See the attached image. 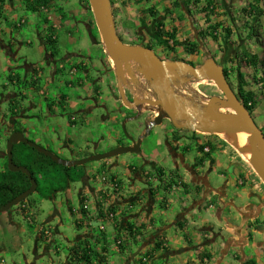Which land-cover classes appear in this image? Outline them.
Listing matches in <instances>:
<instances>
[{
  "label": "rangeland",
  "instance_id": "rangeland-1",
  "mask_svg": "<svg viewBox=\"0 0 264 264\" xmlns=\"http://www.w3.org/2000/svg\"><path fill=\"white\" fill-rule=\"evenodd\" d=\"M160 4H157L156 0H152L151 4L160 5L159 9L151 6L150 3L145 1L135 0H111L112 10L115 17V22L118 33L128 34L130 37L124 38L130 43L137 42L145 37L146 42L155 48L157 53L164 58L169 57L182 58L190 62L204 61L207 55L216 58L217 61L224 60L226 67L231 71L234 82H238L236 70L239 69L245 76L246 90L251 91L256 95L258 102L253 118L257 126H259L264 132V92L261 85L254 82V79H258L260 75L264 73V67L260 64L264 62V4L262 2L254 4L255 0H216L217 9L213 15H210L206 8L207 0H202L199 5L192 4L190 0H160ZM262 1V0H261ZM264 1V0H263ZM82 0H59L58 7H61V12L66 17L59 19V9L56 10L55 20L61 28L57 31L58 45L57 54L55 56L56 61L66 66L65 74H58L56 83L61 82V87H50L51 92H61L68 97L71 103H76L75 109H66L58 107L54 115H49L47 109L35 111L30 117L22 118L16 122L15 129H20L26 134L27 139L37 144L38 146L45 148L58 157L66 160H82L94 155L104 154L110 152L118 147L116 143V134L118 131L124 136V129H126L125 122H119L112 124L111 122H104L103 115L106 112L99 110L94 103L91 108L88 104H83L86 97L94 98V87L103 92V99L96 98L101 106L107 107L109 110L116 106V101L110 95L106 88V78L98 74L99 70H103L105 67L104 59L107 54H103L104 48L100 43L101 36L98 32L96 24L88 27V19L83 18L82 12ZM255 6L263 11L257 16H252L248 13L250 7ZM151 6V7H149ZM12 7L7 2L5 4V11L0 16V30H12L15 38H21L24 43L20 47L22 57L28 60V63L35 65L36 67L42 66L45 60V50L41 48L40 41L38 39V33L35 31V22L38 20L41 25L44 23L46 17L43 13H32L30 11H15V15L11 13ZM153 8L158 14L156 18L150 15L148 10ZM246 11V12H244ZM260 11V10H259ZM53 13V11H52ZM93 14V13H91ZM253 18V19H252ZM91 21H93L90 15ZM155 19L162 21L165 26V31L176 33L175 42L182 43L184 46H175L173 41H170L169 46H163L156 39V26ZM208 19V20H207ZM26 21V24L23 22ZM210 21V22H209ZM15 23H18L19 27H15ZM95 21H93L94 23ZM216 24H222L223 28H229L232 30V36L230 40H225V32L219 29L218 41L215 42L211 37H206L212 33V28ZM23 25V26H20ZM253 27L256 38L251 39L254 36L249 37V29L247 27ZM21 27V28H20ZM90 28V29H89ZM249 32V33H248ZM90 34V35H89ZM138 35L141 38H137ZM97 41V42H96ZM95 42V43H94ZM31 45H30V44ZM103 47V48H102ZM19 51V46L16 48ZM106 53V52H105ZM73 54L82 57H72L74 63L78 61L84 62V64L93 63V66H88V74L83 70L77 73L76 76L69 75L70 66H68L67 55ZM237 58H236V57ZM252 56L258 57L257 68L248 66L246 58ZM235 57V58H234ZM2 60V69L6 67L5 57L0 54ZM21 61V60H20ZM80 69H82L81 66ZM7 68V67H6ZM98 78H103L104 83H99ZM92 83L90 84V82ZM97 81V82H96ZM66 82V83H65ZM7 74L0 73V88L3 85H8ZM211 85L210 81H203L200 84L194 85L198 89L206 91ZM10 90H14L16 93H20L19 86H10ZM27 88V87H26ZM26 90L23 85L21 91ZM209 91V90H208ZM206 91V92H208ZM27 97L34 99V101L43 102V96L35 91L27 90ZM26 97V99H27ZM3 106V105H2ZM4 110L8 109V105L3 106ZM82 110H89L90 112H84ZM131 115V114H130ZM76 117L74 126L70 123L72 117ZM88 119L85 121V117ZM86 122V123H85ZM162 125L156 126L153 129V135L159 140H163ZM127 130V129H126ZM221 144H226L220 136L214 135ZM122 137V136H121ZM212 137L210 134L206 136ZM70 139L71 145L65 148L63 143L65 139ZM125 141L123 143L127 144ZM0 148L6 153L7 138L2 134L0 130ZM226 151L230 150L236 160H240L243 164L247 165L252 171V166L249 164L241 153H239L232 146H225ZM231 147V148H230ZM226 158V159H225ZM113 161H119V165L114 167H103L99 170L101 162H90L85 165L87 175L92 179L91 185L101 184L105 187V191L112 193L109 185L102 182V178L106 177L110 179L112 175H117L123 180L124 185L127 187L125 193L131 191L130 175L127 169V164H131L135 159V154H126L116 158H111ZM121 160H124L123 163ZM219 164L226 168L229 160L227 156L220 157L218 159ZM6 165V159H0V166ZM224 171V169H221ZM222 172V171H221ZM255 173V172H254ZM107 174V175H106ZM256 175V174H255ZM257 176V175H256ZM223 180L224 177H223ZM258 183L262 181L257 177ZM256 182V183H257ZM263 184V183H262ZM137 188L146 189L147 185L144 182L137 181ZM264 185V184H263ZM96 186V185H95ZM81 183H74L65 192H58L52 199H44L40 194L34 193L23 206H15L6 213L0 215V264H27V260H31L35 264H48L54 261L56 264L64 263L66 260L67 248L70 244L69 241L75 239L76 236L82 235L84 230L78 228L75 221L77 216L73 210L80 209L82 203L80 199V191L82 189ZM262 187V186H260ZM253 192L262 191L264 187L259 188L254 183L250 186ZM233 192V191H232ZM180 197V194L177 195ZM91 200V198H90ZM174 209L171 210L172 215L180 208L177 198L175 199ZM109 202V201H108ZM94 200L91 201V206L94 204ZM25 207V211H23ZM100 208V204L98 206ZM92 209L89 207V210ZM94 209V207H93ZM101 210V209H100ZM82 211V210H81ZM72 213V214H71ZM211 222L218 227V220L211 219ZM160 224V221H157ZM103 222L98 220H92L91 228L95 234L101 232ZM57 230H59L57 232ZM112 228L108 227V231ZM50 232V236L47 238L51 244L50 255L44 254L45 241H38L37 237L40 232ZM43 234H40L42 236ZM255 240V252L259 253L264 245V234L260 236L256 234ZM45 237V236H43ZM130 240V238H129ZM128 240V242H129ZM131 241H133L131 239ZM141 244L131 242L132 253L135 254L141 247ZM260 244V246L258 245ZM38 246L37 248H35ZM58 249L59 253H56ZM37 259H36V256ZM41 256V257H39ZM201 260L204 255H201ZM207 258V257H206ZM259 258V255L258 257ZM257 258L252 260L257 261ZM206 259L202 260L205 262ZM231 264H239L234 258H227ZM154 264H167L163 259L153 260ZM77 264V262H73ZM228 263V262H227ZM126 264V263H122ZM133 264V263H131Z\"/></svg>",
  "mask_w": 264,
  "mask_h": 264
},
{
  "label": "crops",
  "instance_id": "crops-1",
  "mask_svg": "<svg viewBox=\"0 0 264 264\" xmlns=\"http://www.w3.org/2000/svg\"><path fill=\"white\" fill-rule=\"evenodd\" d=\"M57 1L59 2V0H54L49 9L42 8L38 11V13L45 14L46 17L44 18L43 25L37 20L34 26L35 31L38 33L40 46L45 50V60L42 66L36 67L28 63L26 58L20 56V47H22L24 43L21 41V38L14 37L12 30H0V54L4 55L6 58L5 62L7 67L2 69V60L0 59V73H6L9 82L7 86L3 85L0 88V130H2V134L6 138L12 133L16 127V121L19 120L20 117H30L31 114L40 109H47L49 115L53 116L58 107L63 110L68 108L73 110L77 107V104L71 103L65 94L59 91H49L54 86L61 87V82L56 83L55 81L59 73L63 75L66 72V66L56 61L55 57H52L51 51H48L46 48V39L49 35L48 29L50 28L53 30L58 45L57 31L61 28V25H58L56 20L62 21L66 17V15L60 11L61 7H58ZM156 1L157 4L161 2L160 0ZM7 2L12 7V14L17 10L29 11L24 0H4L3 3L0 2V15L5 11L4 8ZM81 3V15L83 18L88 19L87 26L90 27L96 24L95 22L93 23L95 19L93 14H91L92 11L87 7L86 0H82ZM148 3L151 4L152 0H149ZM157 4H151V6L153 5V7H155ZM159 7L160 5L155 8L160 10ZM58 9L60 14L59 19H56V10ZM90 15L93 21H91ZM23 23L26 24V21ZM14 24V28L19 27L18 23L14 22ZM100 42L102 45V41ZM18 46L19 51L16 50ZM55 51L57 52V49ZM102 52L106 54L104 48ZM72 57L83 58L84 56L81 54H79V56L73 54L67 55L66 62L68 66H70L68 72L70 76H76L79 70L86 72L88 66L94 65L92 62L84 64L82 61L74 63L71 60ZM103 61L108 64L111 60L107 56ZM78 66H81L82 69ZM98 74L102 75V70H99ZM98 80L99 83L105 82L103 78ZM111 84L113 83L111 82L110 85ZM23 85L26 90L21 91ZM10 86H19L20 93L10 90L8 88ZM28 89L30 92L35 91V93L43 96L44 101L37 103L34 101V97L29 99L27 97ZM126 90L137 95V97L139 96V93L132 86ZM93 93L95 96L93 103L88 101L83 102V104L92 106L95 103L96 106L94 105V107H100L102 111L104 110L106 112L105 116L103 115L104 122H111L112 124L125 122L126 129L129 131L134 124L130 114H132V112L136 113V109H129V113L126 114H114L112 110L117 107V103L114 108L109 110L104 105L101 106L98 104L99 102L97 100L103 99V92H101L98 86L94 87ZM6 104L8 105V109L4 110L3 106ZM87 119L88 118L85 117V121ZM70 124L74 126L72 123ZM142 131L141 129L138 135H141ZM115 136L116 143L120 145L119 131ZM71 142L70 139L66 138L63 143L64 147H70ZM126 142L129 144L128 140ZM146 143L147 144L143 147L142 154L135 155V159L132 160V163L126 166L130 175L129 187L131 188L129 189H132L131 191L129 190V192L125 193L127 187L124 185L123 180L117 175L112 176L121 182L122 190L120 196L116 198L113 197V195L110 196L108 191H105V187L102 183L100 185L97 183L95 184L96 186L91 185L92 179L89 175L80 182L83 186L79 195L81 202L83 203L85 201L84 203L88 204L92 209L85 214L81 211V207L77 210V213H71L73 216L79 215L75 223L79 225V229L82 228L84 230V233L76 236L74 240L69 241L70 244L67 248L66 260L64 263L60 264H74L72 260L75 259L76 251H78L80 255H82V252H88L90 255L95 254L96 258H93L92 264H154L153 260L157 259H163L167 264H231L229 261H226L227 258H234L239 264H264V246L261 248L260 244H258L260 246V251L259 253L255 252V235L259 234L262 236L264 234V192L260 191L262 193L258 195L250 189V186H253L254 183L258 185L261 190H263L262 188L264 186H262L261 183H256L257 178L250 175L251 173L249 171H251V169L247 166L249 171L246 172L243 166L234 167L228 177L223 176L226 183L224 182V186L221 188V192L224 194L222 202L230 201V204H227V206H224L221 210L215 212V209H213V211L206 216L200 214L187 215L183 211H175L174 215H172V209H160L162 196H159V193L152 199L150 194H148V186L146 189L137 188V181L145 183L143 175L150 173L151 176H154L153 174H156L154 166H151L150 163L155 158L159 157L161 153H165L162 140L153 137ZM0 148L2 147L0 146ZM3 152L4 151L0 149V159H4ZM224 152L222 157L227 156L225 150ZM121 161L125 163L124 160ZM117 165H119V161L107 159L101 161L99 170H103L101 168L106 166L114 167ZM187 166H189V163H187ZM220 166L222 169L228 168V165L226 168L222 167L221 164ZM3 170L4 166H0V173L3 172ZM179 175L181 177L180 179L185 183L187 179L186 175L183 174L182 171L179 172ZM207 180L209 182L213 179L210 177ZM205 182L208 183L207 181ZM145 184L147 185V183ZM177 186L178 185L173 186V189L166 194V199L171 205L175 203L176 198L179 204L186 202V192L183 187ZM215 189H219L218 186H215ZM178 194H180V197H177ZM103 197H105L107 202L109 201V208L116 213L113 221H108L103 213ZM92 199L95 203L91 206ZM99 204L100 208H98ZM228 205L230 207H236L237 214H230L229 211L231 210H226ZM71 210L73 209H70V212H72ZM212 218L220 221L217 223L221 225L216 227V224L211 222ZM95 219L104 223V230H101L98 234H95L91 228V222ZM158 220L160 224L157 223ZM108 227H111L112 230L108 231ZM133 227H141L135 240L130 238L127 232L128 229H132ZM58 231L59 230H57V232ZM40 234L42 233L40 232ZM40 234L37 237V242L39 240L45 241L43 255H50L51 244L47 237H43V235L40 236ZM131 239L133 241H131ZM117 241H122L123 249L117 247ZM131 242L136 244L142 243L135 254H131L133 252L132 246H130ZM261 245L264 244L261 243ZM37 247L38 246L35 248ZM56 253H59L58 249H56ZM201 255L207 257L205 258V262L201 260ZM258 255L259 258H257ZM253 258H257L258 260L254 261L252 260ZM27 261V264H35L31 260ZM48 264L56 263L52 261Z\"/></svg>",
  "mask_w": 264,
  "mask_h": 264
},
{
  "label": "water",
  "instance_id": "water-1",
  "mask_svg": "<svg viewBox=\"0 0 264 264\" xmlns=\"http://www.w3.org/2000/svg\"><path fill=\"white\" fill-rule=\"evenodd\" d=\"M88 1L102 45L111 60L123 104L128 109L137 111L145 105L150 111L157 113L158 117L146 125V132L141 136L138 133L143 124L138 117L133 118L134 124L131 129L129 131L124 129V136L132 145H120L110 152L82 160L62 159L27 139L22 132L12 133L5 153L8 169L12 173L25 175L31 186L26 192L2 206L0 215L27 200L36 193L38 186L27 168L14 163V146L25 144L63 167H81L90 162H101L126 154H141L143 140L149 136L153 127L161 125L165 119L171 121L177 129H188L205 135H228L243 130L257 147V153H253L248 162L264 184V132L257 126L251 113L232 90L224 74L223 66L212 58H206L198 68L181 61H162L150 48L126 44L118 35L111 0ZM139 78L145 80L146 87L156 95L155 100L138 97H134L133 102L127 100L125 89L130 86L140 88ZM192 79L197 82H213L224 98L212 97L205 103V107L201 108L191 98L179 92ZM207 214L209 212L203 216Z\"/></svg>",
  "mask_w": 264,
  "mask_h": 264
},
{
  "label": "flooded vegetation",
  "instance_id": "flooded-vegetation-1",
  "mask_svg": "<svg viewBox=\"0 0 264 264\" xmlns=\"http://www.w3.org/2000/svg\"><path fill=\"white\" fill-rule=\"evenodd\" d=\"M118 35L126 44L140 45L146 48H150L156 53V55L162 61H174V62L181 61V62L189 63L193 65L195 68H198L204 63L206 58H212L216 60V58L211 57V55H207L204 61L202 60L200 62H195V63L187 61L186 59H182V58L169 57V55H167V57L164 58L163 56H160L157 53L155 48H153V46L150 45L149 42H146L145 37H142V39L137 42L130 43L127 40L125 42L124 39L130 37L128 34L124 35L123 33H118ZM137 38H141V37L138 35ZM217 63L223 66L224 74L227 78V81L229 82L237 98L244 104V100H243L244 98L242 96V93L240 92V82L238 81V77L236 79L238 82H234L233 75L231 71L227 69L225 61L223 59L217 61ZM85 73L88 74V70H86ZM102 76L107 79L106 80L107 90L117 103V107L114 110H112V112L117 115H121V113L124 114L129 113V109L123 104L119 96L118 85L116 82L111 61H109L108 64L105 63V67L102 70ZM139 81L141 87L134 88L139 93L138 98L155 100L156 95L152 91H150L149 88L146 87L145 80L139 78ZM111 82L113 84L110 85ZM91 83L92 81L90 82V84ZM200 83L201 82H197L196 80L192 79L189 83H187L184 86V88L180 89L179 92L183 94V96L187 98H191L192 101L195 102L197 105H200L201 108H204L206 105L205 103L212 97L224 98L221 91L217 88V86L213 82H211V85L209 86L210 87L208 89L209 91L206 90L208 92L204 91V89L200 90L198 89V87L194 86ZM125 92H126L127 100L129 102H133L134 97H137V95L132 94L130 91H127L126 89ZM88 101H91L93 103L94 98L90 96L86 97L84 99V102H88ZM90 107L92 108L93 106L90 105ZM98 109L102 110L100 109V107H98ZM82 112L87 113L90 111L82 110ZM230 113L233 112L230 111ZM251 115L253 117V114ZM135 117H138L143 124L141 128L143 130L141 132V135H143L146 132L145 130L146 125L153 122L156 119V117H158V115L157 113L152 112V110L150 111V109H148L144 105L140 110L138 111L136 110V113L132 112L131 118H135ZM75 121H76V117H72L70 120V122L73 125L75 124L74 123ZM163 123H165V125H163L164 127H162L163 135L165 136V138L162 140V145L165 153L164 154L161 153L159 157L155 158L150 163L151 166H154V169L156 170V174H153L154 176H151L150 173H146L145 175H143L145 179V183H147L148 186V194H150L152 199H154L158 193L160 194L159 196H162V203L160 209L162 210L174 209V204L171 205L170 203H168L169 201L166 199L167 197L166 194H168V192L172 190L173 186L175 185H178L177 187H181V188L183 187L184 191L186 192L185 194L186 202H182L179 204L180 208L178 211L181 212L183 211L187 215L190 214L203 215L206 212L210 213L211 211H213V209H215L216 212L221 210L224 206H227V204H230V201L222 202L224 194L221 192V188L222 186H224V182L226 183V180H223V176L228 177L232 169L234 167H239V166L241 167L243 166L246 169V172L249 171L247 165L243 164V162L240 160H236L235 157L233 156V153L230 150L226 151L225 146L227 145L231 146V145H229L221 137L220 138L224 142H226L227 145L224 146V144H221L214 135H211L212 137L207 138L206 137L207 134L206 135L201 134L197 131H191L188 129H177L171 123V121L167 119L163 120L161 125ZM154 128L155 127H153L150 130L149 136L143 140L142 150L143 147L147 144L146 142L152 138L150 136L153 135ZM14 132H18V131H15L14 128L12 133ZM12 133L10 135H12ZM22 133L24 134V131ZM9 136L7 138V142L9 140ZM24 136L26 137L25 134ZM121 136L119 139L121 146L132 145L130 142L129 144L123 143L126 137L123 135ZM223 148L226 151L227 157H229V162H228L229 164H227L228 168L224 169V171L221 170L222 168L218 162V159L222 157V155H224L225 153ZM142 150H141V154H142ZM3 156L4 159H7L6 154H3ZM187 163H189V166H187ZM180 171H182L183 174H185L187 177L185 183H183L184 181L180 179L181 178L179 175ZM249 172L251 173L250 174L251 176L257 178V176L254 174V171L251 170ZM210 177L213 180L208 182L207 179H209ZM205 181H207L208 183H206ZM261 185L264 186L262 183ZM215 186L216 187L218 186L219 189H215ZM121 190H122V185L118 194H114L110 192H108V194H110V196L113 195V197L116 198L117 196L118 197L120 196ZM261 193L262 192L260 191L256 192V194L258 195ZM226 210H231L229 211L230 214L232 213L237 214L236 207H230L228 205Z\"/></svg>",
  "mask_w": 264,
  "mask_h": 264
},
{
  "label": "trees",
  "instance_id": "trees-1",
  "mask_svg": "<svg viewBox=\"0 0 264 264\" xmlns=\"http://www.w3.org/2000/svg\"><path fill=\"white\" fill-rule=\"evenodd\" d=\"M25 5L28 8L29 11L32 13H38L39 10L43 9H49L50 5L53 3L54 0H24ZM135 1H145L146 3L149 2V0H135ZM191 3L199 5L202 3L201 0H190ZM1 3L4 2V0H0ZM262 2L264 4V1L262 0H255L254 4L257 5V3ZM87 7L89 10H91L89 1L86 0ZM1 9V8H0ZM204 10H208L210 15H213L214 12L217 9L216 0H207L206 2V8H203ZM260 10V11H259ZM259 10L255 8L253 5L250 7V10L248 13H251L252 16H257L263 12L260 8ZM151 16L156 18L158 15L156 11L153 8H150L148 10ZM246 12V11H244ZM1 16V15H0ZM253 19V18H252ZM208 20V19H207ZM155 26H156V39L158 42H160L163 46H168L170 49H172L169 46L170 41H173V44L175 46H184L182 43L175 42L176 39V33L172 32H166L165 26L162 21H158L155 19ZM210 22V21H209ZM212 28V33L207 35L206 37H211L215 42L218 41L219 37V29L223 30L226 34L224 36L225 40H230L232 36V30L229 28H223L222 24H216ZM249 29V37L252 35V31L254 33L253 27H247ZM48 37L46 39V45L48 51H51L52 57H55L57 52L55 51L57 48V40L53 34V30L50 28L48 29ZM256 38V35L254 33V36L251 37V39ZM55 51V52H54ZM246 63L248 66L257 68L258 64V57L252 56L250 58H246ZM260 64H262V67H264V62L262 61ZM238 81L240 82V92L242 93L244 105L247 108V110L254 115L256 106L258 104L256 100V95L246 90V82H245V76L242 74V72L237 69L236 70ZM11 80V79H10ZM254 82L261 85V88L264 92V73L260 75L258 79H254ZM15 131H22L20 129H15ZM13 161L16 165L20 167L27 168L33 179L37 182V190L36 193L40 194L42 198L44 199H52L55 194L58 192H65L70 185L74 183H80L82 182L85 177L87 176V171L85 169V166L81 167H73V168H67L63 167L61 165H58L54 163L50 158L39 154L31 147L25 145V144H18L14 146L13 149ZM120 185L121 182H120ZM31 184L28 178L23 175L22 173H12L8 169V163L6 159V165L4 167L3 172L0 173V208L22 193L26 192L30 188ZM25 202V201H24ZM24 202L20 204V206L24 205ZM25 211V207L22 209ZM85 214L87 211L84 209L82 210ZM112 212H114L111 209ZM79 227V225L77 224ZM140 228L133 227L132 229H128V235L132 239H136L137 234H139ZM159 247V245H158ZM120 248H124L123 244ZM92 254V253H91ZM151 256V255H149ZM93 258H96V255H90L88 252H82V255L79 254L78 251L75 252V259L72 260V262H77V264H92ZM206 257H203L202 260H204Z\"/></svg>",
  "mask_w": 264,
  "mask_h": 264
},
{
  "label": "bare ground",
  "instance_id": "bare-ground-1",
  "mask_svg": "<svg viewBox=\"0 0 264 264\" xmlns=\"http://www.w3.org/2000/svg\"><path fill=\"white\" fill-rule=\"evenodd\" d=\"M220 137L241 153L248 161L251 159L253 153H257L256 145L243 130L228 135L221 134Z\"/></svg>",
  "mask_w": 264,
  "mask_h": 264
},
{
  "label": "built area",
  "instance_id": "built-area-1",
  "mask_svg": "<svg viewBox=\"0 0 264 264\" xmlns=\"http://www.w3.org/2000/svg\"><path fill=\"white\" fill-rule=\"evenodd\" d=\"M102 182L105 183L106 185H109L110 189L112 190V193H114V194L119 193V191L121 189V185H120V182L117 178L111 177L110 179H108L106 177H103ZM104 195H105V193H104ZM102 207H103V213L105 214L107 220L113 221L115 219L116 213L111 211L105 197H103V200H102ZM83 209L85 211H89V205L84 204L82 206L81 210H83ZM73 212L77 213L78 211L76 209H73ZM101 230H104L103 226L101 227ZM42 234H43V236H45L47 238L50 236V232H48V231H44ZM122 244H123L122 241H117V247H121Z\"/></svg>",
  "mask_w": 264,
  "mask_h": 264
}]
</instances>
